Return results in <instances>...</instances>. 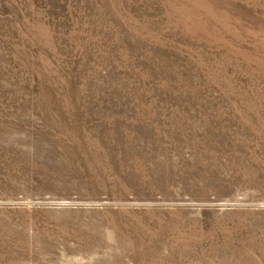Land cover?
<instances>
[{"label":"rangeland","instance_id":"374dc122","mask_svg":"<svg viewBox=\"0 0 264 264\" xmlns=\"http://www.w3.org/2000/svg\"><path fill=\"white\" fill-rule=\"evenodd\" d=\"M0 264H264V0H0Z\"/></svg>","mask_w":264,"mask_h":264}]
</instances>
